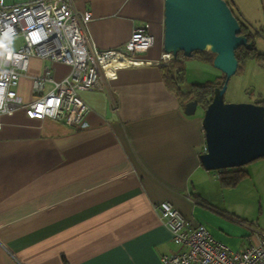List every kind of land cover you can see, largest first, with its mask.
<instances>
[{
    "label": "crops",
    "instance_id": "crops-1",
    "mask_svg": "<svg viewBox=\"0 0 264 264\" xmlns=\"http://www.w3.org/2000/svg\"><path fill=\"white\" fill-rule=\"evenodd\" d=\"M71 1L78 12L92 13L86 33L99 49L123 46L145 25L156 42L137 56L141 63L118 68L101 89L80 92L90 106L82 128L31 119L24 109L2 116L0 264H164L163 256L178 246L155 208L162 201L233 249L257 242L264 231L245 218L236 187H223L218 170L201 163L202 114H185L164 81L165 0ZM234 1L245 22L264 25V0ZM179 58L186 90L224 74L214 66L215 78L192 81L194 64L208 61ZM43 65L31 57L19 87L26 101L33 98L30 76ZM51 65L57 80L71 68Z\"/></svg>",
    "mask_w": 264,
    "mask_h": 264
},
{
    "label": "built area",
    "instance_id": "built-area-1",
    "mask_svg": "<svg viewBox=\"0 0 264 264\" xmlns=\"http://www.w3.org/2000/svg\"><path fill=\"white\" fill-rule=\"evenodd\" d=\"M90 11L78 12L71 0H0V128L2 116L24 109L31 119L53 118L78 129L85 125L89 104L80 92L101 89L104 78L117 69L141 63L137 56L156 42L148 26L137 27L116 49H99L90 43L86 25ZM32 56L44 60L42 73L32 78V100L20 93V80L28 76ZM164 53L161 63H171ZM52 62L69 65L61 80ZM206 150V146H205ZM178 250L163 256L164 264H264V233L257 242L233 249L218 241L203 223L188 220L171 202L155 204Z\"/></svg>",
    "mask_w": 264,
    "mask_h": 264
},
{
    "label": "water",
    "instance_id": "water-1",
    "mask_svg": "<svg viewBox=\"0 0 264 264\" xmlns=\"http://www.w3.org/2000/svg\"><path fill=\"white\" fill-rule=\"evenodd\" d=\"M164 49L175 58L180 52L191 57L195 51L215 54L213 65L225 82L215 88L204 110L206 150L200 155L207 170L243 166L264 157V104L227 102L225 93L231 77L238 72L236 49H254L249 33L227 0H165ZM198 100L186 102L184 112L194 115Z\"/></svg>",
    "mask_w": 264,
    "mask_h": 264
},
{
    "label": "rangeland",
    "instance_id": "rangeland-1",
    "mask_svg": "<svg viewBox=\"0 0 264 264\" xmlns=\"http://www.w3.org/2000/svg\"><path fill=\"white\" fill-rule=\"evenodd\" d=\"M7 3H10V1L7 0ZM246 20L248 21L247 18ZM248 25L253 33V40L255 41L254 48L258 53L264 54L263 23L257 20L255 22H249ZM187 59L188 61L195 60L191 57H187ZM188 63L193 64L192 61ZM194 65L196 69L198 68V71L197 75L194 74L193 78H191L192 81H205L213 79L217 75V70L213 62L208 61V63L204 64L195 63ZM23 87L28 92L29 84H25ZM225 99L227 102L257 103L258 101H264V67L258 65L256 60L250 59L240 71L231 77L225 93ZM197 113L202 114V116L204 115L200 107L197 109ZM241 167L246 169L249 176L235 186L234 192L240 197V205L243 204L245 209H247L245 218L248 219V222L264 231V157ZM234 209L237 210L236 207ZM240 209H238V212ZM224 215L236 220L233 215ZM227 220L231 219L226 218Z\"/></svg>",
    "mask_w": 264,
    "mask_h": 264
},
{
    "label": "trees",
    "instance_id": "trees-1",
    "mask_svg": "<svg viewBox=\"0 0 264 264\" xmlns=\"http://www.w3.org/2000/svg\"><path fill=\"white\" fill-rule=\"evenodd\" d=\"M229 5L232 7L233 12L238 17L242 25V33L251 31L249 23L245 22L243 15L240 13L234 0H227ZM249 39H253V34L249 35ZM183 55L182 52L175 57L168 65H163L161 70L163 73L164 81L168 89L174 92L181 100L182 106L184 107L186 102L196 99L198 100L199 106L203 111L211 103L215 88L221 87L226 79L225 74L218 77L215 80H208L202 83H193L189 89H185L188 82L187 71L184 65V61L179 58ZM193 55H200L203 59L209 62H213L215 54L210 51H195ZM236 57L239 61V69L243 68L250 59L256 60L258 65L264 67V54L258 53L256 49H248L245 46H239L236 49ZM259 104H264V101H258ZM219 181L223 187H235L240 181L247 178L249 173L243 167H232L218 170Z\"/></svg>",
    "mask_w": 264,
    "mask_h": 264
},
{
    "label": "flooded vegetation",
    "instance_id": "flooded-vegetation-1",
    "mask_svg": "<svg viewBox=\"0 0 264 264\" xmlns=\"http://www.w3.org/2000/svg\"><path fill=\"white\" fill-rule=\"evenodd\" d=\"M247 33H249L248 35H251V34H253V33H252V31H250V32H249V31H247ZM249 37H250V36H249Z\"/></svg>",
    "mask_w": 264,
    "mask_h": 264
},
{
    "label": "bare ground",
    "instance_id": "bare-ground-1",
    "mask_svg": "<svg viewBox=\"0 0 264 264\" xmlns=\"http://www.w3.org/2000/svg\"><path fill=\"white\" fill-rule=\"evenodd\" d=\"M166 53V52H165Z\"/></svg>",
    "mask_w": 264,
    "mask_h": 264
}]
</instances>
